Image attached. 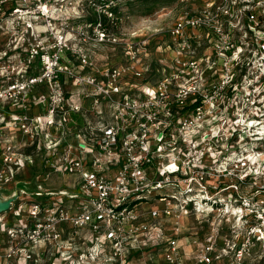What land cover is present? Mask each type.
I'll return each instance as SVG.
<instances>
[{
  "label": "built area",
  "instance_id": "obj_1",
  "mask_svg": "<svg viewBox=\"0 0 264 264\" xmlns=\"http://www.w3.org/2000/svg\"><path fill=\"white\" fill-rule=\"evenodd\" d=\"M76 1L0 0V143L10 144L0 147V179L21 166L18 134L48 153L46 181L78 177L74 190L39 185L43 200L7 231L0 264H57L55 255L60 264H131L159 242L163 264H187L186 253L194 264H263L264 0L242 9L241 0H205L195 13L178 0L171 65L140 85L150 38L106 25L121 20L115 8L126 0H105L95 22L73 25L70 10L84 11ZM91 44L121 46L126 64L99 67ZM86 112L92 120L79 123ZM207 216L210 232L185 244L184 223Z\"/></svg>",
  "mask_w": 264,
  "mask_h": 264
},
{
  "label": "rangeland",
  "instance_id": "obj_2",
  "mask_svg": "<svg viewBox=\"0 0 264 264\" xmlns=\"http://www.w3.org/2000/svg\"><path fill=\"white\" fill-rule=\"evenodd\" d=\"M95 3V6L88 2V0H77L74 3L75 6L82 7L84 11H77V9L70 10L72 17L70 21L73 25H83L90 21H93L98 14L99 6L105 3V0H92ZM126 3L118 6L122 12V16L118 15L121 20L118 21L116 25H113L110 21L107 22V28L116 34H124L126 39L130 40L132 36H148L150 38L149 46V55H144L142 57V62L145 67H148V73L145 76V80L142 82H136L138 85L143 84L144 82H156L160 77L157 73V70L163 66H170L173 58V54L167 49V45L170 42L169 31L173 27L178 17V14L181 12V6H177L178 0H126ZM207 2L205 0H188L182 8H186L191 13L198 11H203L206 9ZM216 5H221L220 0L216 1ZM247 4L244 3V0L238 2L239 9H242ZM119 12V11H118ZM238 13V11L236 10ZM69 14V13H68ZM237 19V16L235 15ZM242 23H246V18L243 15L239 16ZM223 22L233 21V18L223 17ZM3 41L6 39L3 38ZM133 40V39H132ZM4 44V43H3ZM208 44V43H207ZM89 50L91 51L93 57L96 59L99 67L107 66H118L126 64V54L121 46H111V45H88ZM208 48V49H207ZM208 53L212 51L211 43L208 44ZM36 72L37 69L35 68ZM68 83V82H67ZM67 92L73 91L74 87L71 84L66 85ZM37 92V91H36ZM245 98V99H244ZM90 105V102L87 103ZM243 106H248L246 97H243L241 103ZM38 107L35 105L30 109V112H34L35 115H38ZM36 110V111H35ZM43 110V109H42ZM247 110V109H246ZM78 118V120H77ZM76 121L83 124L87 118L92 120V114L89 112L85 113V116H77ZM81 126V125H80ZM80 126L78 128H80ZM8 134V133H7ZM9 136V135H8ZM18 142L14 143L12 152L16 153L14 161L20 162L21 166H11V169L14 170L13 173H8L10 168L6 167V173L3 176V179H0V196L3 198V201L13 200L11 207L4 211L0 212V245L1 247L7 245V231L11 228L20 227L27 217V209L32 202L43 200L41 197L37 196L40 192L39 185L44 188H54V189H69L74 190L77 187L78 177L75 175H62V174H52L49 179L46 181V176L48 173V153L42 148L34 145H27L28 139L22 137L21 134H18ZM7 139V137H4ZM7 141H1L0 147L3 149V152H6V146H8ZM27 145V146H26ZM27 158V159H26ZM54 159V158H52ZM1 163V153H0V175L1 171H4ZM33 194V195H29ZM8 197H5L7 196ZM7 198V199H6ZM22 206L23 213L22 216H18L17 212ZM22 223V224H21ZM213 218L207 217H191L184 223L183 236L184 243L188 244L187 241L192 236L197 238H203L207 233L210 232L212 227ZM167 229H164V234L167 236V230L170 229V225H166ZM229 223H223L220 232V236L230 240L231 230L229 229ZM163 238V237H162ZM161 241V240H160ZM261 246V245H259ZM259 247H257L258 249ZM162 249L163 244L159 242V245L155 246L153 250L147 251L146 254H133L129 258L131 264H163L162 262ZM256 249V250H257ZM189 250V248L187 249ZM150 252V254H149ZM150 255L148 257L147 255ZM187 264H194V257L192 254L186 253ZM51 257V261H60ZM258 261V258L255 259ZM254 261V263H256ZM253 261L250 262L252 264ZM50 263V261H48Z\"/></svg>",
  "mask_w": 264,
  "mask_h": 264
},
{
  "label": "crops",
  "instance_id": "obj_3",
  "mask_svg": "<svg viewBox=\"0 0 264 264\" xmlns=\"http://www.w3.org/2000/svg\"><path fill=\"white\" fill-rule=\"evenodd\" d=\"M43 185H45V183L43 182L42 183ZM54 189V188H53ZM29 195H33V194H29ZM5 197H8V195L7 196H5ZM42 198V197H41ZM0 199L3 201V198L0 196ZM7 199V198H6ZM68 207L70 208V209H72L73 207L72 206H70L69 204H68ZM73 210H76L75 209V207L73 208ZM22 224V223H21ZM63 228H65L66 229V231H67V236L66 237H68L69 236V233H70V230H71V228L70 227H68V226H64ZM3 243H5L6 244V242H4V240H3V242H1L0 243V245H2ZM9 264H16V262L15 261H13V262H10ZM57 264H60V263H57Z\"/></svg>",
  "mask_w": 264,
  "mask_h": 264
},
{
  "label": "water",
  "instance_id": "obj_4",
  "mask_svg": "<svg viewBox=\"0 0 264 264\" xmlns=\"http://www.w3.org/2000/svg\"><path fill=\"white\" fill-rule=\"evenodd\" d=\"M12 202H13V200L4 202L0 199V212H4V211L8 210L11 207Z\"/></svg>",
  "mask_w": 264,
  "mask_h": 264
},
{
  "label": "trees",
  "instance_id": "obj_5",
  "mask_svg": "<svg viewBox=\"0 0 264 264\" xmlns=\"http://www.w3.org/2000/svg\"><path fill=\"white\" fill-rule=\"evenodd\" d=\"M123 3L125 4L126 2H122L121 4H123ZM121 4H119L118 6H120ZM118 6L115 8V10H121V9L118 8ZM90 22H92V23L95 22V19L93 21H90Z\"/></svg>",
  "mask_w": 264,
  "mask_h": 264
}]
</instances>
